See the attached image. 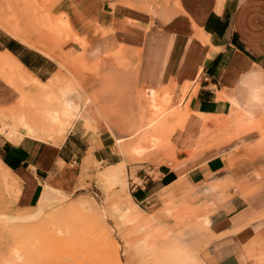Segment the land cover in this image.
<instances>
[{"label":"crops","instance_id":"obj_1","mask_svg":"<svg viewBox=\"0 0 264 264\" xmlns=\"http://www.w3.org/2000/svg\"><path fill=\"white\" fill-rule=\"evenodd\" d=\"M56 8L88 44L87 62L122 51L137 64L139 88L170 91L173 102L190 113L191 136L177 134L173 160L134 172L126 165L130 183H144L132 189V200L148 203L150 193L168 188L180 192L183 183L203 189L212 195L215 209L205 263L249 264L251 246L264 233V141L259 145V131L264 132V0H59ZM1 53L0 67L19 80L23 73L26 83L32 73L28 64L11 47ZM16 93L0 77V103L11 104ZM100 100L121 109L116 121L124 118L125 132L137 131L140 121L129 116L132 110L127 114L107 90ZM133 106L140 107V97ZM20 112L39 137L0 139V160L18 182L21 209L34 208L47 185L74 191L87 157L100 165L123 163L116 142L128 137L118 131L87 139L74 127L62 143L46 139L66 123L67 101L61 107L49 103ZM203 119L210 128L214 120H229L257 127L259 133L240 137L238 144L223 147L224 152H196Z\"/></svg>","mask_w":264,"mask_h":264},{"label":"rangeland","instance_id":"obj_2","mask_svg":"<svg viewBox=\"0 0 264 264\" xmlns=\"http://www.w3.org/2000/svg\"><path fill=\"white\" fill-rule=\"evenodd\" d=\"M58 3L59 0H0V54H5L1 51L7 47L13 48L18 58L28 64L32 76L43 82L32 86L21 79L23 73L20 81L7 67H0V77L17 89L11 104L0 103V139L8 140L6 134L12 131L20 135L12 141L25 136L39 137L34 130L29 133L20 109H40L49 103L61 107L65 101L71 115L67 114L66 123L46 139L55 140L65 130V140L74 127L91 139L101 134L98 122L109 125L110 118L115 121L122 113L120 108L105 106L100 100L107 90L109 97L121 101L127 114L132 110L129 116L135 114L139 119V113L147 111L148 117L154 115L159 125H166L163 134H154L148 142L132 138L123 143L125 147L121 150L117 145L122 162L134 172L139 167L173 160L178 151L174 141L177 134L190 133V113L173 102L170 91L139 88L135 79L137 64L122 51L98 63L87 62L84 55L88 44L75 35L68 18L55 9ZM13 32L22 35L27 43L13 36ZM36 87L46 91L31 90ZM139 97L140 107H132ZM90 108H96L97 112L94 123H90L95 131L87 128L81 118ZM100 111L110 116H100ZM203 120L194 143L196 152H224L223 147L236 145L240 137L258 132L257 127L229 120H214L216 125L210 128L209 121ZM109 127L110 132L118 131L113 125ZM259 132L261 145L264 132ZM122 134L129 137L131 133L127 130ZM134 147L142 148L143 160H131L132 155L139 157ZM0 163L4 165L1 160ZM109 167L92 163L87 157L74 191H58L47 185L54 204L39 200L31 209L18 207L20 191L15 176H10V183L0 178V264H206L203 254L209 244L210 218L215 211L210 201L212 195L183 183L182 191L168 188L153 192L148 203L141 204L132 200L131 193L144 183L139 179L130 183L126 168L121 181L109 180L105 177ZM2 172L5 173L3 169ZM131 208L140 216L139 224L125 214L124 210ZM144 241L152 251L142 255L140 248ZM111 252L114 262L109 261ZM249 264H264V233L251 246Z\"/></svg>","mask_w":264,"mask_h":264},{"label":"bare ground","instance_id":"obj_3","mask_svg":"<svg viewBox=\"0 0 264 264\" xmlns=\"http://www.w3.org/2000/svg\"><path fill=\"white\" fill-rule=\"evenodd\" d=\"M13 34V36H15V37H17V38H19L20 39V41L21 42H23V43H27V41L25 40V39H23V37H22V35H19L18 33L16 34V33H12ZM30 46H32L31 44H30ZM34 48H36V47H34ZM29 79H28V82L27 83H29V84H32V86L35 84V83H37V82H39V80L37 79V78H35L34 76H32V74L31 73H29ZM95 109L96 108H94V109H89V111H87V112H84L83 114H84V117H81L82 119H83V121L85 122V124H86V126H87V128H89L90 130H92V131H95L96 129L95 128H93V126L90 124L91 122H93L94 123V118H95V116H96V111H95ZM156 109V108H155ZM158 109V108H157ZM101 110H103L102 108H101ZM114 110V109H113ZM113 110H112V112H113ZM107 111H109V110H107ZM111 111V110H110ZM109 111V112H110ZM103 112V111H102ZM154 112V111H153ZM98 113H99V110H98ZM100 113H101V111H100ZM106 114L108 113V112H105ZM157 113V112H156ZM106 114H100V116L101 115H104V117H105V115ZM148 113H147V111L145 112V111H142L141 112V114H140V117H139V121H140V123H139V126H138V129H137V131H135L134 133H131L130 134V136L127 138V139H124V138H117V142H116V144L118 145V149L120 148V150L121 149H123V143L126 141V140H128V139H132V138H137L138 140H139V142L141 143V142H148L151 138H154V134H160V133H164L165 131H166V125L163 123V124H161V125H159L158 124V120L156 119V117L153 115V116H149L148 117V115H147ZM155 114V113H154ZM68 115L70 116L71 114H69L68 113ZM108 115V117L110 116L109 114H107ZM74 116V115H73ZM78 116V115H77ZM77 116H76V119H77ZM115 116V115H114ZM159 117V116H158ZM100 118V117H99ZM105 118H107V116L105 117ZM96 119H97V117H96ZM95 119V120H96ZM100 119H102V118H100ZM104 119V118H103ZM111 119V120H110ZM109 119V122H110V124L109 125H101L100 124V122H98L99 123V132L100 133H104V132H108V131H110L111 130V128L109 127L110 125H113L114 127H116L117 129H118V133H122V132H125V131H123V121H116V119H115V121L113 120V118H110ZM105 120V119H104ZM104 120H103V122H104ZM108 120V119H107ZM97 121V120H96ZM95 121V122H96ZM83 122V123H84ZM105 123V122H104ZM107 123V122H106ZM158 124V125H157ZM19 124H17V126H18ZM25 125H26V128L28 129V131H29V133H31V132H34L33 131V129L28 125V123L25 121ZM155 125H157V126H155ZM21 126V125H20ZM72 126V125H71ZM10 129H13V128H11L10 127ZM9 129V130H10ZM86 129V128H85ZM98 129V128H97ZM5 129H2V132L4 131ZM14 130V129H13ZM26 130V129H25ZM67 130V129H66ZM70 130V129H69ZM87 130V129H86ZM112 130H113V128H112ZM15 131H16V129H15ZM117 131V130H116ZM13 132V131H12ZM12 132H10V133H7L6 134V137L7 138H9L10 140H15V139H17V137H19L20 135H18L17 133H12ZM25 132H27V130L25 131ZM62 134H60L59 135V137L58 138H56L54 141H56V142H58V143H60L61 141H63L64 140V138H65V130H61L60 131ZM89 132V131H88ZM91 132V131H90ZM1 133V132H0ZM23 135V134H22ZM29 137V136H28ZM20 138V137H19ZM155 140V139H154ZM158 141V140H157ZM159 142V141H158ZM136 145L137 144H135L134 146L136 147ZM140 146V145H139ZM125 147V146H124ZM134 147V149H136L135 151L137 152V154H139L138 156L139 157H135V156H133L132 154V159L131 160H133V161H141V160H143L144 159V153H143V150H142V148H135ZM131 153V152H130ZM137 154H136V156H137ZM140 154H142V156H140ZM125 168H126V164H124V163H121V164H119V165H116V166H110L109 168H108V170L105 172V177L107 178V179H109V180H118V181H121L122 179H123V176H124V173H125ZM2 169L5 171V173H3L2 172ZM12 175V172L5 166V165H3V164H1L0 163V178L5 182V183H10V181L12 180L11 178H10V176ZM125 183V182H124ZM49 195H50V190H49V187H45L44 188V191H43V193H42V195H41V197H40V202L39 203H42V202H47L48 204H50V205H53L54 204V200H53V198H50L49 197ZM129 197V196H128ZM130 198V197H129ZM46 199H47V201H46ZM133 205L131 204V207H132ZM124 212H125V214H127L128 216H129V218H130V220H133L134 222H136L137 224H139L140 223V216L138 215V213L133 209V208H131V209H128L127 211L126 210H124ZM17 220V219H16ZM132 222V221H131ZM142 223V222H141ZM13 240V239H12ZM149 243V242H148ZM150 244V243H149ZM142 246H141V248H140V251L142 252V255H144V254H147L148 253V251H152V250H148L149 248L147 247V246H149V245H147V242L146 241H144L142 244H141ZM151 247V246H150ZM109 249V248H108ZM108 249L106 250V251H108ZM110 250V249H109ZM108 252H110V251H108ZM108 252H106V253H108ZM110 254V253H109ZM108 254V255H109ZM111 255V256H110ZM109 256L111 257L110 258V260L109 261H113L114 262V255L112 254V252H111V254H110ZM141 255V256H142ZM105 256L107 257V255L105 254ZM143 257V256H142ZM108 259H109V257H108ZM108 259L107 260H105V261H108ZM108 261V262H109ZM111 261V262H112ZM64 264V263H63ZM117 264H118V262H117Z\"/></svg>","mask_w":264,"mask_h":264}]
</instances>
